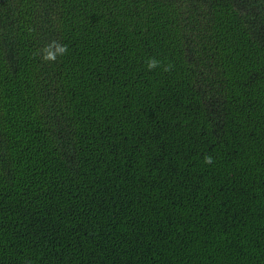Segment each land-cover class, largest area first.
<instances>
[{
  "label": "trees",
  "instance_id": "trees-1",
  "mask_svg": "<svg viewBox=\"0 0 264 264\" xmlns=\"http://www.w3.org/2000/svg\"><path fill=\"white\" fill-rule=\"evenodd\" d=\"M0 264H264V0H0Z\"/></svg>",
  "mask_w": 264,
  "mask_h": 264
},
{
  "label": "clouds",
  "instance_id": "clouds-1",
  "mask_svg": "<svg viewBox=\"0 0 264 264\" xmlns=\"http://www.w3.org/2000/svg\"><path fill=\"white\" fill-rule=\"evenodd\" d=\"M61 51H63V49H61ZM156 64H157V61H155V60H151V61L149 62V64H148V67H149V68L155 67Z\"/></svg>",
  "mask_w": 264,
  "mask_h": 264
}]
</instances>
